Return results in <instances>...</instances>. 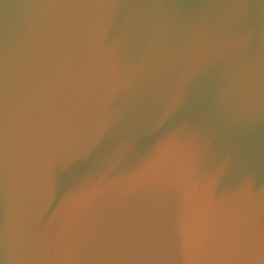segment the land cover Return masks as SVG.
<instances>
[{
	"label": "water",
	"instance_id": "water-1",
	"mask_svg": "<svg viewBox=\"0 0 264 264\" xmlns=\"http://www.w3.org/2000/svg\"><path fill=\"white\" fill-rule=\"evenodd\" d=\"M224 260L264 264V0H0V264Z\"/></svg>",
	"mask_w": 264,
	"mask_h": 264
},
{
	"label": "bare ground",
	"instance_id": "bare-ground-1",
	"mask_svg": "<svg viewBox=\"0 0 264 264\" xmlns=\"http://www.w3.org/2000/svg\"><path fill=\"white\" fill-rule=\"evenodd\" d=\"M225 262H226V263H225ZM227 262H228V261H225V260H224L222 264H228ZM237 264H246V261L243 260V261H241V262H239V263H237Z\"/></svg>",
	"mask_w": 264,
	"mask_h": 264
}]
</instances>
